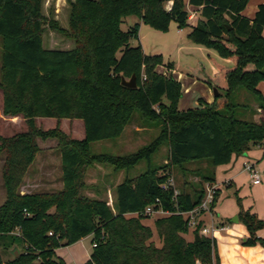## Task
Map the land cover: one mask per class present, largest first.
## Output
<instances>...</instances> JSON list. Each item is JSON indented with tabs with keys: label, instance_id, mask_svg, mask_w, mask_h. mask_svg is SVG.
<instances>
[{
	"label": "trees",
	"instance_id": "1",
	"mask_svg": "<svg viewBox=\"0 0 264 264\" xmlns=\"http://www.w3.org/2000/svg\"><path fill=\"white\" fill-rule=\"evenodd\" d=\"M171 2L170 10L165 6ZM199 11L200 19L187 35L188 41L215 50L225 66L216 63L210 77L201 62L187 68L190 78L225 93L221 108L198 99L197 108L179 111L181 85L156 69L163 61L146 56L140 45L131 47L139 25L121 30L127 17L135 16L145 26L164 33L170 22L188 28V11ZM249 0H67L68 22L62 28L53 16L43 12L44 0H0L2 46L0 92L2 115L21 117L26 129L10 137L0 136L3 158L2 181L5 200L0 205V264H65L55 250L93 236L90 259L85 264H219L215 241L199 235L202 221L187 240L188 223L175 212L185 213L201 204L205 184L215 182L218 166L228 165L252 147L264 156V120H241L238 105L231 103L238 90L252 93L264 112V4L249 20L240 14ZM228 17V20L225 19ZM57 33L72 42L69 50L45 49L43 36ZM171 70L172 65L167 64ZM136 77L137 86L128 89L121 79ZM166 101V103H165ZM138 111L148 124L160 126L150 145L130 155H94L96 142L117 140ZM80 120L82 141L70 139L58 127L42 131L35 119ZM38 139H56L61 156L62 190L56 194H20L25 172L38 152ZM168 146V166L154 168L152 157ZM206 162L194 172L200 183L192 185L185 176L188 164ZM107 163L115 172L129 173L141 163L145 169L128 175L115 186L113 210L107 201L86 197L89 168ZM179 169L184 181L174 198L161 185L168 176L158 171ZM219 192H216L213 209ZM160 202L173 213L154 220L160 246L153 243V231L139 213ZM137 214L136 217H128ZM238 219L249 234L243 244L259 245L257 233L264 222L250 211L239 210ZM19 229V234L11 232ZM199 236V240L195 239ZM17 249L18 255L10 253ZM2 252L11 255L3 261Z\"/></svg>",
	"mask_w": 264,
	"mask_h": 264
},
{
	"label": "rangeland",
	"instance_id": "2",
	"mask_svg": "<svg viewBox=\"0 0 264 264\" xmlns=\"http://www.w3.org/2000/svg\"><path fill=\"white\" fill-rule=\"evenodd\" d=\"M65 3L59 7V24L61 27L66 28L68 22V6L67 0H64ZM57 0H44L43 3V12L46 17L54 16L53 10H55V4ZM168 6V4H166ZM138 23V19L135 16L127 17L123 19L120 27L122 31H129L132 29L133 25ZM140 29L137 32L136 38H132L131 47L140 45L142 47L143 53L146 56H156L162 59V66L158 67L160 74H167L172 76L174 80L181 83L182 87V97L179 101L180 110L194 109L198 105L197 99L199 97L205 96L204 91H207L209 96H213V91H210L205 84L197 82L190 78L187 73L188 67H193L197 62H201L204 65L205 72L210 77H213L216 74V63L222 64L225 66L231 65V61L222 59L217 55L215 50L206 48L200 44H193L187 39V33L189 32L185 28L180 33L178 32V27L174 22L169 23L168 29L162 33L153 30L149 26H145L142 23L139 24ZM54 39L56 42L61 40V37L55 33L47 31L43 36L42 45L47 50L49 49L47 41L49 39ZM1 36H0V66H1V56H2V46H1ZM56 47H59L56 45ZM167 64L172 65V69H167ZM264 82L259 84V91L264 93ZM218 96L220 98L217 101L219 108L223 106L224 95L222 91H218ZM215 98V97H214ZM1 99V94H0ZM166 103V101H165ZM231 103L238 105L240 108L236 109L235 116L241 120L254 119L256 122L264 120V112L258 108V103L256 97L244 90L236 91L231 97ZM73 122L68 123L67 121H57L56 119L50 118H39L36 119L35 125L37 128L42 131H50L58 127L64 134H66L70 139L71 137H77L78 132L81 131L84 135V126L80 121L74 120ZM132 123L126 127L123 134L117 140H106L103 142H96L91 144L90 152L94 155L99 154H108L112 156H121V155H130L135 153L138 149L146 147L151 144L152 141L156 139L160 132V126L151 123L148 124L145 122L138 111L134 112ZM26 129L23 118L18 117H4L2 111L0 110V136L10 137L17 133H21ZM38 152L35 155V159L32 166L28 168L23 179V183L20 187L21 193H50L56 194L60 191L58 188L59 180L62 181V172H61V156L60 149L58 147V140L54 139H38L37 140ZM169 149L168 146H163L155 155L152 157V165L154 168H162L168 166L169 164ZM244 157L243 155L237 161L234 172L237 173L236 177L233 179L235 184V193L234 196L229 199V204L226 203V207H235L237 213L239 210L253 212V207L255 204L261 203L262 198L257 196L254 192V188L251 183L249 175L240 173L242 170V162H245L248 165H252L260 177V187L264 189V156L263 151L256 147L250 148V150ZM2 165L3 158L0 157V205L5 200V190L3 189L2 181ZM206 162L197 164H188L186 167L191 172L188 173L185 178L192 185L200 183L199 176L195 175L194 172L197 168L206 167ZM145 169V163H141L136 168L132 169L128 175L129 177H136V175L143 172ZM90 173V179L86 180ZM113 173L125 178V171L115 172L112 167L107 163L97 164L88 169L85 177V184L87 189H85L82 194L86 197L98 198L101 200H106L109 206L113 210V194L115 189V184L118 182L117 178L114 180L111 177H107ZM158 174L160 176L166 175L171 177L175 188L179 190L181 184L184 181V177L179 169L170 167L168 170H159ZM107 175V176H106ZM117 176V177H120ZM106 180V181H105ZM43 183L42 184H40ZM93 183V184H92ZM31 184H38L37 187H31ZM92 184V185H90ZM109 184V185H108ZM104 185V186H103ZM108 185V186H106ZM206 186V185H205ZM63 189V188H62ZM21 194V195H24ZM256 215V214H255ZM128 217H136L134 215H129ZM148 219L144 220V224L151 227L153 231V243L156 246H160V240L155 233L153 222L155 219L161 217L159 215L146 216ZM258 217V215H257ZM259 218V217H258ZM260 219V218H259ZM261 220V219H260ZM262 221V220H261ZM264 222V221H263ZM226 225L230 226L228 221H225ZM261 231H264L262 229ZM211 237V234H209ZM89 244V242H86ZM3 261L10 259L11 255L6 252H2Z\"/></svg>",
	"mask_w": 264,
	"mask_h": 264
},
{
	"label": "crops",
	"instance_id": "3",
	"mask_svg": "<svg viewBox=\"0 0 264 264\" xmlns=\"http://www.w3.org/2000/svg\"><path fill=\"white\" fill-rule=\"evenodd\" d=\"M64 3H65L64 0H57L55 4V10H53L54 12L53 18L56 21H59V10L58 9ZM167 4L168 6H165V10L169 11L171 2H168ZM260 4H264V0H249V2L246 5V8L240 14V16L251 20L254 17L255 13L257 12L259 8L258 6H260ZM185 9H187L188 11L187 25H189V27L187 29L190 32L191 29L196 26V22L200 19L199 12H198L199 10L190 9L187 5V2H186ZM225 19L228 20V17L225 16ZM137 24L138 25L141 24V21L138 20ZM139 29H140V26H139ZM183 30L184 29H180V30L178 29V32L180 33ZM263 37H264V31H263ZM47 45L49 47V50H53L56 48L61 49V50H69L73 47L74 44H72L70 40L65 41L61 39L59 42H56L52 38L47 41ZM56 45L59 47H56ZM156 72L159 73L158 68L156 69ZM179 84L182 85L181 83ZM259 92L264 95L263 91H259ZM204 95L205 96L199 97L198 99L203 100L206 104H212L214 101V97L211 95L209 96L207 91H204ZM198 99H197V102H198ZM1 105H2V94H1V99H0V110H1ZM179 111H181L180 108H179ZM63 121H67L68 123L73 122L74 124H76L74 120L62 119L61 122ZM77 121H80V120H77ZM83 138H84V135L82 134L81 127H80V131L77 134V137H71V139H75L79 141H82ZM256 148L261 149L260 147H256ZM243 156L246 157L247 155L245 154ZM239 158H241V156L234 157L228 165L216 167L215 183L216 182L217 183L228 182L229 185L228 187L221 188L219 190V195L217 197V203L215 207L211 209L209 213L202 214L199 222L202 221L201 227L213 228V232L210 233L211 237H209V234L205 237L214 239L215 248H216L217 256L219 259V264H264V248L260 247L259 245H254L250 247H246L243 245L245 241L248 239L249 234L246 231L243 224H241L238 219L237 209L235 207H229V206L226 207V203L229 204L230 202L229 199H231L234 196V193L236 191L235 184L233 183V179L237 175V173H235L234 170L236 169L235 166H236L237 161H239ZM244 165H246V163L242 162V166H241L242 170L240 171V173L248 175L244 171V168H243ZM31 166L32 165H30L29 168ZM90 175L91 174L88 173V177L86 180L90 179ZM120 175H117V173H113L111 175H108V176L106 175V176L111 177L113 180L117 178L118 180L116 181L118 182L115 185H118L124 179ZM127 175L128 174L126 173L125 177ZM117 176H120V177H117ZM40 184L43 185V183L41 182ZM260 184L259 185L252 184L254 188V192L257 194L258 197L260 196L262 198L261 203L254 205L253 212L256 215H258V217L262 221H264V189L260 187ZM37 185L38 184H31L30 186L37 187ZM58 185H59L58 188H60V191H61L62 190L61 178L59 180ZM21 194H24V193H21ZM235 218H237V220H235ZM225 221H228L230 226L226 225ZM192 232H193L192 230H189L188 234L185 235L187 240H191L194 237V233ZM257 236L261 238L262 240H264V231L260 230L257 233ZM92 241H93V236L89 235V237L81 239L80 241L74 243V245L72 246L60 247L58 248V250H55L56 257L60 258L65 264H85L90 259V255L92 253L91 252ZM86 242H89V244H87ZM11 251H13V249L10 250V253Z\"/></svg>",
	"mask_w": 264,
	"mask_h": 264
},
{
	"label": "built area",
	"instance_id": "4",
	"mask_svg": "<svg viewBox=\"0 0 264 264\" xmlns=\"http://www.w3.org/2000/svg\"><path fill=\"white\" fill-rule=\"evenodd\" d=\"M244 171L249 175L251 179V183L253 185H259L260 184V177L258 175V172L252 165H244ZM205 195L201 199V204L197 206L196 208L190 210V211H185V213L181 212H175L174 214L179 215L183 217L184 219L187 220V225L188 229L194 231L196 229V226L199 223V220L201 218V215L204 213H209L211 211V207L214 203V197L216 192H219L221 188L228 187V182H222V183H211V184H205ZM162 189L168 190L171 189L173 191V197L175 198L179 193L178 190L175 188V185L173 183V180L171 177H168L166 182L161 185ZM156 204L150 207H147L144 209L142 212L139 214L142 216H153L159 215L161 217H167L173 213L166 212L161 208V204L158 200L155 201ZM134 216H137V214H134ZM213 232V228H206V227H201L199 230V235L207 236L208 234ZM11 234L18 235L19 234V229L15 228ZM95 244H92V247H94Z\"/></svg>",
	"mask_w": 264,
	"mask_h": 264
},
{
	"label": "water",
	"instance_id": "5",
	"mask_svg": "<svg viewBox=\"0 0 264 264\" xmlns=\"http://www.w3.org/2000/svg\"><path fill=\"white\" fill-rule=\"evenodd\" d=\"M121 84L124 87L128 88V89H134V88H136L137 83H136V77H135V75H133V77L130 80H126L125 78H122L121 79ZM212 91H213V97H217L219 95V93L217 92V88L214 87L212 89ZM263 175H264V172H263ZM235 220H237V218H235ZM195 239L196 240H199V236H195ZM11 253H14L15 256L18 255L16 248H14L13 251H11Z\"/></svg>",
	"mask_w": 264,
	"mask_h": 264
}]
</instances>
